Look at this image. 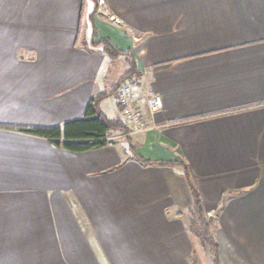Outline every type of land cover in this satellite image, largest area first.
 <instances>
[{"label":"crops","instance_id":"1","mask_svg":"<svg viewBox=\"0 0 264 264\" xmlns=\"http://www.w3.org/2000/svg\"><path fill=\"white\" fill-rule=\"evenodd\" d=\"M102 1L94 42L162 110L136 93L145 132L72 153L17 128L83 118L124 56L85 47L83 0H0V264H192L181 163L222 263L264 264V0Z\"/></svg>","mask_w":264,"mask_h":264},{"label":"trees","instance_id":"2","mask_svg":"<svg viewBox=\"0 0 264 264\" xmlns=\"http://www.w3.org/2000/svg\"><path fill=\"white\" fill-rule=\"evenodd\" d=\"M93 4L92 11L87 15V20L83 22L85 0H83V5L80 15L79 23V35L80 30L87 29L86 22L90 23L94 30L93 35L89 41H82L85 47L91 45L93 47H99L100 51L107 55L111 60L117 59L119 56L126 57L125 62L128 65L127 71L123 74L124 76L120 81L113 87L109 92H102L93 97L85 108V113L83 118L73 121H68L61 126L56 127H19V131L31 134L33 136L49 139L53 141L54 145L58 148L66 150L72 153H83L90 150L102 148L106 146L109 142L105 140L109 135L114 132L125 133L126 128L119 118L110 119L102 111V104L105 102L119 87V83L124 80L130 79L132 76L138 77L136 72V66L134 59L127 52H121L117 50L108 40H98L94 42L96 36V29L94 27L93 18L98 9V2L96 0H89ZM80 37V36H79ZM82 40V37L80 38ZM118 107V111L122 112L123 108ZM135 159L143 165L150 164V162L144 161L143 159L135 156ZM183 168V175L186 180L188 189L190 191L193 206L190 211V217L187 222V230L190 235L197 239L200 246L203 248L205 253L209 256L211 264H219L218 262V248L214 241L213 236L210 233V228L212 226L213 220L208 219L203 210L202 201L196 190L191 178L187 172L184 164L181 163ZM194 257V256H193ZM192 264H196V260L192 259Z\"/></svg>","mask_w":264,"mask_h":264},{"label":"built area","instance_id":"3","mask_svg":"<svg viewBox=\"0 0 264 264\" xmlns=\"http://www.w3.org/2000/svg\"><path fill=\"white\" fill-rule=\"evenodd\" d=\"M103 1L98 0V6H103ZM137 84L136 79H130L127 82L122 83L115 92L116 101L122 106V115L125 118L127 125H129V131L125 136H135L141 134L147 130V125L141 120L138 113L132 108V100L134 97V88ZM144 104L146 105L148 114L153 117L159 114L162 110V101L158 94L145 90L144 91ZM122 137V135L120 136ZM114 138L107 137L105 140L107 142L113 140ZM207 218L216 220L217 215L215 211L207 213Z\"/></svg>","mask_w":264,"mask_h":264},{"label":"rangeland","instance_id":"4","mask_svg":"<svg viewBox=\"0 0 264 264\" xmlns=\"http://www.w3.org/2000/svg\"><path fill=\"white\" fill-rule=\"evenodd\" d=\"M87 1H89V0H87ZM98 2V1H97ZM89 6L91 7V8H93V4L90 2V4H89ZM86 24H87V29L85 30H82V33H81V37H82V40L81 41H84V42H86V41H89V39H91V35H93L92 33H94V30H93V28L91 27V25H90V23H88V22H86ZM96 37V36H95ZM125 60H126V57L124 58V57H121L120 58V60L119 61H117L116 63H115V65H113L112 66V69H111V75H110V79H112V81H114V82H119L120 81V79L122 78V76H124L123 74H124V69L126 68V69H128V65H127V63L125 62ZM115 67V68H114ZM120 71V72H119ZM116 72V73H115ZM119 72V74H120V76L119 77H117V73ZM114 75V76H113ZM120 78V79H119ZM136 79L137 80V84H136V86H135V88H134V97H133V100H132V103H131V105H132V108L138 113V115H139V117H140V114H139V112L135 109V106H134V101H135V98H136V93L139 95V98H140V100L141 101H143L144 100V91L141 93V91H139V87H138V79L137 78H135L134 76H132V77H130V79ZM130 79H127V80H124L123 79V81L122 82H120L119 83V86L122 84V83H124V82H127V81H129ZM115 83V84H116ZM138 92H137V91ZM116 92V91H115ZM107 101H108V103H113L112 104V106H113V111H115L116 113H117V116H116V118H114V119H117V118H119L120 120H121V122L123 123V125L125 126V128L127 129L126 130V132L125 133H117V132H114V133H112L111 135H109L108 137H111V138H116V136H119V135H122V137H121V139H125V138H127V140H129L128 139V136H125L124 137V135H126L127 133H128V131H129V125H127V122H126V120H125V118L123 117V115H122V112H119L118 111V107L117 106H119L120 108L122 107L117 101H116V98H115V93L114 94H112L111 95V97H109L108 99H107ZM115 106H116V108H117V110L115 109ZM141 118V117H140ZM142 119V118H141ZM143 120V119H142ZM143 122L147 125V123H146V121L145 120H143ZM114 140V139H113ZM119 140V139H118ZM112 141V140H111ZM207 217V216H206ZM198 243V242H197ZM196 255L194 256V257H192V259L194 260V258H195V260H196V264H211L210 263V260H209V256L207 255V254H202V252H201V250H200V248H199V244H197V248H196ZM191 259V260H192ZM218 262H219V264H223L222 263V261H221V257L218 255Z\"/></svg>","mask_w":264,"mask_h":264}]
</instances>
